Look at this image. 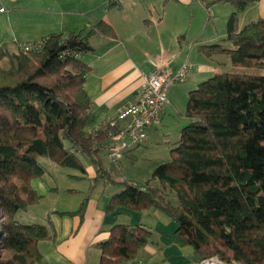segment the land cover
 I'll list each match as a JSON object with an SVG mask.
<instances>
[{
    "label": "trees",
    "instance_id": "1",
    "mask_svg": "<svg viewBox=\"0 0 264 264\" xmlns=\"http://www.w3.org/2000/svg\"><path fill=\"white\" fill-rule=\"evenodd\" d=\"M215 1L234 5L225 37L232 47L218 42L201 49L208 55L226 53L233 68L211 74L189 92L188 123L170 148V159L156 165L144 185L102 167L99 152L119 134L117 127L106 124L94 134L85 130L91 102L83 83L90 67L80 55L92 50L91 33L115 35L109 22L51 33L37 50L1 52L0 59L7 56L10 65L0 67V264L41 260L38 241L49 236L46 225L17 219L19 210L40 199L31 180L44 173L41 157L80 171L86 158L96 180L119 189L108 212L160 210L200 262L264 264V75L240 69L264 68V17L239 28L238 13L257 0ZM155 179L160 187L149 186ZM86 200L68 213L82 214ZM151 233L143 225L115 223L109 238L98 244L99 264H127Z\"/></svg>",
    "mask_w": 264,
    "mask_h": 264
},
{
    "label": "crops",
    "instance_id": "2",
    "mask_svg": "<svg viewBox=\"0 0 264 264\" xmlns=\"http://www.w3.org/2000/svg\"><path fill=\"white\" fill-rule=\"evenodd\" d=\"M10 1L18 6L10 13L0 11V49L9 54L17 53L20 43L38 41L51 33L67 34L82 28L87 31L99 20L111 24L115 35L91 33L88 42L92 50L80 55L82 61L90 67L83 88L91 102L85 126L86 132L91 134L104 129L122 107L137 99L144 76L149 72L160 70L172 73L183 63L190 64L192 68L182 88L189 95L192 89L211 74L225 71L222 65L226 68L231 64L226 53L208 55L201 49L203 45L218 42L224 48L232 47L228 45L230 41L225 40L228 17L234 10L230 1L54 0L60 7L76 8L63 15L60 13L58 17L45 14L51 10L44 4L46 8L36 3L24 7L22 0ZM34 13L40 16H32L37 15ZM18 17L32 19L27 24L18 21L13 25V18ZM259 17H264V0L250 3L238 13V27ZM1 21L8 22V25ZM219 59L224 63L218 62ZM173 86L168 90V102L159 122L146 129L157 130L166 111L175 108L177 100L184 95L172 90ZM129 120L127 118L118 122V138L125 137ZM145 141L126 150L118 162L134 155ZM103 149L107 157L106 147ZM83 164L84 171L69 174L71 180L78 184H69L62 191L54 185V178L46 182L41 179V175L31 180L40 199L52 195L54 200V208L43 210L40 222L33 215H27L22 218L23 221L17 216L21 223H41L48 229L49 236L38 241L41 260L35 264H99L101 249L98 244L109 238L110 229L115 223L143 225L152 232L149 241L127 264H205L198 260L193 249L177 235L176 223L166 215L168 220L157 213L158 209L136 212L119 207L114 212H108L106 206L115 186L111 185L113 188H110L102 181L93 182L96 171L91 165ZM87 180L91 182L84 195H81L83 197L78 206L74 209L65 208L63 205L66 201L62 203L64 197L83 193V186L79 183ZM84 198L87 200L82 214L68 213L76 211ZM40 199L28 207L38 206L41 204Z\"/></svg>",
    "mask_w": 264,
    "mask_h": 264
},
{
    "label": "rangeland",
    "instance_id": "3",
    "mask_svg": "<svg viewBox=\"0 0 264 264\" xmlns=\"http://www.w3.org/2000/svg\"><path fill=\"white\" fill-rule=\"evenodd\" d=\"M48 3L49 1V4ZM95 1V0H92ZM23 6H34V5H46L48 9H50V12H47L45 14H50L52 17H58L59 14L63 15L65 12H69L76 10V8H72L69 6L66 7H60L58 3L56 4L54 0H22ZM36 3V4H35ZM42 5V6H44ZM18 5H14L13 2L10 0H0V7L5 9V13H10V11L17 7ZM21 6V4H19ZM45 7V6H44ZM45 7V8H46ZM4 13V14H5ZM37 15H32V16H40L38 13H34ZM31 17H18V18H13V25L16 24L18 21L23 24H27L29 21L31 22ZM29 22V23H30ZM1 23L5 24L6 26L8 25V22H2ZM12 24V23H11ZM66 32V31H64ZM229 46H232V43L229 42ZM2 50H0V55H1ZM222 59V58H221ZM219 59L218 62H223V60ZM220 63V64H221ZM224 63V62H223ZM10 65L9 58L7 56H4L3 58L0 59V67L2 68H7ZM221 68L224 70H231V64L228 65V67H224L223 65ZM246 72L249 73H254V74H263L264 75V68H255V67H248V68H240ZM207 76V74H206ZM184 82V81H183ZM183 82H178V84H173L171 89L183 93L182 97H180L175 105V108H170L169 111H166L165 118L162 123H160L157 127V130H153L151 128L145 129L146 132V141L145 143L138 147L134 155L131 157H124L122 158L119 162L118 160L116 162H111L108 157H106V151L103 149L102 152L100 153V157L102 159V167L106 171H111L114 175V177L118 179H126L129 180L135 184L138 185H144L146 179L151 177V172L153 168L158 165L159 163L165 162L170 159V148L173 147L178 140L180 136V130L181 128L188 123V119L184 114L185 110V102L188 98L187 91L184 92L182 90L183 86L185 83ZM170 112V113H169ZM117 127V126H115ZM151 127V126H149ZM122 157V156H121ZM120 157V158H121ZM119 158V159H120ZM40 163L44 166L45 170L44 173L42 174V180L49 182L51 178L55 179V186H58L61 191L62 189H66V186H74L77 183L75 180H71L70 178V173H75L76 171H80L77 168L73 167H63L49 158L41 157L39 158ZM83 161L85 162V166L91 165L95 171L94 166L88 161L86 158L83 157ZM96 172H95V177L93 178V182L96 181ZM71 180V181H70ZM102 181L104 184H107V187L113 188L111 186V183L104 182V180H99ZM107 181V180H106ZM91 181H83L79 183V185H82L83 187V193H76L71 196H68L67 198L64 197V200L62 201L64 203L63 206L67 209H74L78 206L79 201L84 195V192L86 191L87 186L89 185ZM49 184V183H48ZM110 185V186H109ZM151 187H160L158 181L152 180L149 182V186ZM119 190L117 187H114V192ZM173 196V201H176L174 193L171 194ZM47 198L40 199L41 204L38 206H30L26 210H19L17 213V216L19 218H26L27 215H33L34 218L37 220V222H40V216L43 212V210L54 208V200L53 196H46ZM60 203V202H59ZM142 212V211H141ZM157 213H160V215H163L167 220L168 218L164 216L163 213H161L159 210H157ZM24 220V219H23ZM22 220V221H23ZM190 247V246H188ZM191 248V247H190ZM189 248V249H190ZM142 264V263H141Z\"/></svg>",
    "mask_w": 264,
    "mask_h": 264
},
{
    "label": "built area",
    "instance_id": "4",
    "mask_svg": "<svg viewBox=\"0 0 264 264\" xmlns=\"http://www.w3.org/2000/svg\"><path fill=\"white\" fill-rule=\"evenodd\" d=\"M0 11H5V9L0 7ZM41 43L40 40L22 42L19 48L24 51L37 50L40 49ZM191 68L190 64L183 63L175 72L165 73L153 70L144 76L137 99L122 107L107 123L115 127L119 121L130 118L124 138H118L117 134L110 137L111 142L106 149L107 157L111 162H116L126 150L145 141L147 137L145 129L157 124L165 110L170 86L185 81ZM136 264H141V262Z\"/></svg>",
    "mask_w": 264,
    "mask_h": 264
},
{
    "label": "water",
    "instance_id": "5",
    "mask_svg": "<svg viewBox=\"0 0 264 264\" xmlns=\"http://www.w3.org/2000/svg\"><path fill=\"white\" fill-rule=\"evenodd\" d=\"M205 264H218V261L216 258L205 260Z\"/></svg>",
    "mask_w": 264,
    "mask_h": 264
}]
</instances>
